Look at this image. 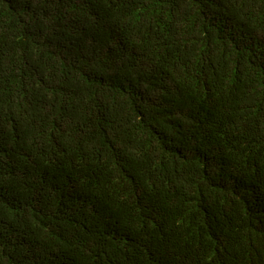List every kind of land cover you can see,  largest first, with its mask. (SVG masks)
I'll return each instance as SVG.
<instances>
[{
  "label": "trees",
  "instance_id": "trees-1",
  "mask_svg": "<svg viewBox=\"0 0 264 264\" xmlns=\"http://www.w3.org/2000/svg\"><path fill=\"white\" fill-rule=\"evenodd\" d=\"M0 264H264V0H0Z\"/></svg>",
  "mask_w": 264,
  "mask_h": 264
}]
</instances>
